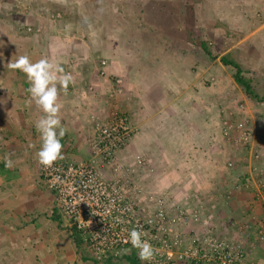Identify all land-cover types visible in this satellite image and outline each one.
I'll list each match as a JSON object with an SVG mask.
<instances>
[{
	"label": "crops",
	"instance_id": "1",
	"mask_svg": "<svg viewBox=\"0 0 264 264\" xmlns=\"http://www.w3.org/2000/svg\"><path fill=\"white\" fill-rule=\"evenodd\" d=\"M108 1L107 14L113 13L111 7L117 3L114 4L116 0ZM122 1H119L121 5ZM124 6L127 8L123 11V22L127 24H120V31H136L137 38L127 33L116 42L120 48L118 58L110 57L105 61L98 56H90L91 64L99 59L92 67L88 66L89 62L76 58L78 67L70 75L67 89L57 85L62 105L59 116L61 127L65 129L61 140L63 158L87 159L91 127L86 116L88 110L101 118H108L115 111L129 114L136 132L119 151L121 161L130 162L138 158L121 156L123 149L125 154L144 155L145 146L153 147L156 141L173 143L175 152L171 157L185 158L184 154L175 153L186 150L187 142L208 143L209 137L199 140V122L200 119L206 121L211 118L206 113L216 112L215 107L212 108L214 97L203 105L199 103L195 89L203 87L202 76L208 74L213 77L219 73L218 69L224 77L228 71L233 74L234 67L220 61L228 54L240 65L249 63L257 69L264 64V0H129ZM41 9L31 12V19L38 20L42 32L49 33L47 36L43 34V43L66 47L70 53L86 52L79 40L70 36L66 40L57 38L63 34L57 35L59 25L42 22L38 16L43 12ZM134 10L139 15L130 16L128 13ZM140 18L145 22H138ZM81 20L79 12L72 13L69 22L65 23V30L74 29V26L79 28ZM60 28L63 29L62 24ZM52 29H56L57 34ZM0 31V47H3L6 35L3 36L2 29ZM197 39L205 41L198 43ZM25 41L12 50L0 48V264H141L131 249L94 256L79 234L68 227L66 218L54 208L53 194L39 177L37 153L42 140L36 123L45 114L32 99L27 75L19 69L9 68L8 64L21 55H28L32 62L48 59L62 67L69 56H64L60 48L54 53L58 52V56L50 54L49 58H43L30 49L33 45L31 40ZM205 44L210 53L201 47ZM107 46L112 47L111 43ZM109 53L115 55L111 50ZM209 55L214 57L212 62L208 60ZM102 70L104 74H100ZM218 75L217 78H224ZM118 76L122 78L123 91L111 96ZM230 78L237 84L233 75ZM90 83L93 90L86 87ZM224 89L218 93L230 92ZM220 99L222 102L221 96ZM263 130L260 146L264 149ZM180 142L183 146L177 149L175 143ZM258 144L254 139L252 145L256 147ZM239 150L238 158L231 156L237 161L235 167L228 169L221 165L220 190H214L212 196L223 199L222 203L213 201L198 220L191 221L180 231L188 243L192 236H201L213 228L219 237L242 240L247 253L245 264H264V241L252 245L233 226L235 220L248 219L246 213L251 202V191L247 187L236 186L234 179L239 177L242 182L252 149H248L247 154ZM139 158L146 161L142 156ZM6 162H10V166H6ZM170 173L164 180L167 183L172 180L169 179ZM154 174L151 164H146L138 172L148 188L163 193L144 180L149 175L155 179ZM160 183L163 185L164 182ZM227 190L230 191L228 196ZM182 202H191L194 206V196ZM255 211L260 214L261 208L256 206Z\"/></svg>",
	"mask_w": 264,
	"mask_h": 264
},
{
	"label": "built area",
	"instance_id": "2",
	"mask_svg": "<svg viewBox=\"0 0 264 264\" xmlns=\"http://www.w3.org/2000/svg\"><path fill=\"white\" fill-rule=\"evenodd\" d=\"M76 66L77 61L69 58L63 67L64 73H75L72 70ZM115 83L117 86L111 90V96L123 91L122 78L118 76ZM86 87L93 90L91 83ZM86 116L91 123L87 159H57L51 166L39 163V177L53 194L54 208L66 218L68 227L79 234L94 256L131 249L141 264H245L247 253L242 240L219 237L213 228L201 236H192L185 243L180 229L198 220L203 206L195 202L196 208L191 204L193 201L183 203L148 188L138 175L146 165L142 158L130 162L119 160V151L136 132L129 114L115 111L108 118H101L88 110ZM248 118L244 103H236L233 110L221 118V135L230 144L252 149L242 182L239 177L234 179L236 186L249 187L251 191L248 219L235 220L233 226L248 243L256 245L264 241L262 151L252 145L256 135ZM224 163L231 169L237 161L226 156ZM229 193L227 190L226 195ZM256 206L261 208V214L255 212ZM133 228L144 232L142 238L156 248L151 261H141L139 250L125 242Z\"/></svg>",
	"mask_w": 264,
	"mask_h": 264
},
{
	"label": "rangeland",
	"instance_id": "3",
	"mask_svg": "<svg viewBox=\"0 0 264 264\" xmlns=\"http://www.w3.org/2000/svg\"><path fill=\"white\" fill-rule=\"evenodd\" d=\"M119 1L120 0H116L114 2V4L117 2L116 5L111 7L113 13L107 14V4L109 3L107 0H0V29L3 30V36L6 35L5 40L3 41L5 46L0 48L12 50L19 46V43H22L25 39V43H28L31 40L33 45L30 49L43 58H49L50 54L58 56V52L57 54L54 53L60 48L63 49V52H61L64 56L67 55L69 56L68 58H74L75 60L78 59L81 62L91 61L92 59H90V56H98L100 59H104L105 61H108L110 57L118 58L119 56L117 55L119 54L120 48L119 46H116L118 45L116 42H118L121 37L127 35V33L129 36L137 38L135 36L136 31H120V24H127V22H123V11H125L126 7L124 5H126V3L128 4L129 0H123L122 3L124 5H121ZM40 7L43 12L38 16H40L42 22L47 21L59 25H56L58 27V34L56 29H52V31L57 35L63 33L57 38L60 37L63 38V40H66L70 36L72 39L79 40L84 45L86 52L79 54L78 52L72 51L73 53H70L66 47L53 46L52 44L46 42L43 43V34L46 33L47 36L49 33L47 31L42 32V25L39 26L40 24L38 23V20L35 21L31 19V12L34 10L39 12ZM77 12H79L82 16V20L78 23L79 28L78 26H74V29L66 28L65 30L67 25L65 23L69 22L72 13L77 14ZM128 14L130 16H137L139 15V12L134 10L133 13L129 12ZM138 22L143 23L145 21L140 18ZM131 23L133 25L132 21ZM61 24L63 25V29L60 28ZM112 28L116 30L111 31ZM0 38H2L1 33ZM53 38L54 36L52 37V40ZM50 39L51 36L49 37V40ZM6 40L7 42L9 41L10 44L12 42V44L8 45ZM197 41L198 43H201L205 40L197 39ZM109 43H111L112 47L107 46ZM203 46L204 45L201 47L203 48ZM109 50L115 53V55L109 53ZM62 54L60 56H62ZM228 58L232 59L231 54H228ZM213 59V56H208V60L211 62ZM97 60L93 63L94 65H97ZM88 64L89 67H92L93 65L90 62ZM241 66L244 71L243 73L251 77L253 87L257 90V93L259 95H263L264 64H260L257 69L249 63L244 65L241 64ZM63 67L64 66H62V68ZM77 67L78 65L75 69ZM217 67H219V64ZM72 71L75 70L73 69ZM220 71L221 70L218 69L219 73H216L213 77L211 75L204 74L201 78V84L203 87L199 90L195 89L196 94L199 97L198 100L200 105H203L208 99L214 97L212 108L215 107L216 112L206 113L211 118L206 121L200 119L199 122V131L201 133L199 140L202 141L206 137H209L208 143L202 142L198 144L194 142H187L186 150L180 153H175L176 155L184 154L185 158L171 157L175 152L173 151L175 148H173V143L157 141L153 147L152 145L150 147L145 146L146 148L144 149L146 150V154L144 155H133L127 152L125 154L124 149L123 154H121V156L127 155L131 158L132 156H138V158L139 156L144 157L146 159V161L144 160L145 163L147 165L151 164L154 167V176L156 179L155 180L151 175H149L147 176V180L144 179L145 182L148 183V185L152 184L151 186L153 188L159 189L170 198L184 201L185 199L194 196V203L196 202L198 205L203 206V208L200 209V212H198L200 216L201 213L205 212L208 205L211 206L213 204V201L218 203H222L223 201V199L218 200V198H213L212 195L213 192H215L214 190H220L219 178L221 174V165L222 167H225V157L235 156L238 158L237 156L240 154L239 149L243 152L246 151L244 154H247L248 152V147L230 144L224 138H221L220 135L222 116L227 115L228 112L232 111L233 106L239 102L244 103L247 108V112L249 114L248 124L251 127V130H253V132L255 131V139H257V142L259 143L257 147H259L262 151L261 166L263 168V173L261 180L264 184V149L263 146H260V142H262V129H264V101L252 100V98L244 93V89L241 85L238 83L237 85L235 82L233 83L230 78V75L233 74L228 73V71L225 73L224 77ZM218 74L224 78H217L216 76ZM223 87L225 88L224 90H230V92H228V94L222 93L223 91L218 93ZM220 96L222 97V102ZM200 112L201 109L198 111L199 115ZM196 114L197 113H195V116ZM175 145H177V149H179L178 147L183 146V142L175 143ZM186 157L188 158L186 159ZM170 171L171 173L169 175V179L172 178V180H169L167 183L164 180L168 178ZM161 181L164 182L163 185L160 183ZM247 188L249 189V187ZM194 206L197 208L196 204Z\"/></svg>",
	"mask_w": 264,
	"mask_h": 264
},
{
	"label": "clouds",
	"instance_id": "4",
	"mask_svg": "<svg viewBox=\"0 0 264 264\" xmlns=\"http://www.w3.org/2000/svg\"><path fill=\"white\" fill-rule=\"evenodd\" d=\"M8 67L14 70L19 69L27 75L31 82L29 92L32 99L45 114L36 123L42 140L37 155L40 163L51 166L57 159H63L61 140L65 135L59 116L62 105L58 99L57 85L67 89L71 76L64 73L58 63L48 59L32 62L28 55H21L14 62L10 61ZM6 166H10V162H6ZM144 236V232L133 228L129 231L125 242L139 250L138 257L141 261H151L156 255V248L149 240L143 239Z\"/></svg>",
	"mask_w": 264,
	"mask_h": 264
},
{
	"label": "trees",
	"instance_id": "5",
	"mask_svg": "<svg viewBox=\"0 0 264 264\" xmlns=\"http://www.w3.org/2000/svg\"><path fill=\"white\" fill-rule=\"evenodd\" d=\"M203 50L206 53H209L205 45L203 46ZM220 61L224 65H231L234 67L235 72L233 73V78L234 80L243 87V91L246 95H248L252 100L254 101H264V93L263 95H259L257 93V90L253 87L252 84V79L251 77L245 75L243 72L242 66L235 60L228 58L227 56H222L220 58ZM191 264H196V263H191Z\"/></svg>",
	"mask_w": 264,
	"mask_h": 264
}]
</instances>
